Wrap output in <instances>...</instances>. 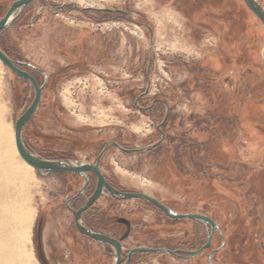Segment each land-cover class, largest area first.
Listing matches in <instances>:
<instances>
[{
	"label": "rangeland",
	"instance_id": "374dc122",
	"mask_svg": "<svg viewBox=\"0 0 264 264\" xmlns=\"http://www.w3.org/2000/svg\"><path fill=\"white\" fill-rule=\"evenodd\" d=\"M13 1L0 0V18ZM140 23L152 32L151 50L150 31ZM0 48L45 71L24 67L42 85L22 129L31 152L94 163L107 142L135 149L160 141L140 152L109 144L102 173L122 191L212 218L221 233L215 264H264V26L243 0H34L0 31ZM33 95L0 62V126L6 159L18 172L14 194L32 215L31 262L110 264L84 249L92 245L74 233L63 206L81 179L31 174L12 153L14 122ZM119 215L134 222L129 245H176L191 228L137 199L108 195L86 218L110 231ZM199 232L202 244L201 222ZM134 264L179 263L155 254Z\"/></svg>",
	"mask_w": 264,
	"mask_h": 264
},
{
	"label": "water",
	"instance_id": "95a60500",
	"mask_svg": "<svg viewBox=\"0 0 264 264\" xmlns=\"http://www.w3.org/2000/svg\"><path fill=\"white\" fill-rule=\"evenodd\" d=\"M33 0H14L10 6L5 11L4 15L0 18V31L10 26L13 21L15 20L18 13ZM246 7L260 20L262 25L264 26V8L256 1V0H243ZM144 27H146L150 31V37H149V47L150 50L152 49V32L149 28V26L145 24H139ZM0 62L7 67L10 71H12L17 76L25 79L33 88L34 95L30 102V104L26 107V109L23 111V113L15 120L14 122V145L15 149L17 151V154L19 157L28 165H30L34 170L35 173L38 176H45L52 173H58V172H75L81 175H84L86 172L90 171L92 172L96 177V187L94 191L86 198L85 203L78 208V210L74 211V225L76 229L82 233L85 234L93 239H95L97 242L101 243L102 245L110 246L113 250V257L115 260L114 264H118L120 261V250L121 246L118 240L113 239L105 234L96 233L91 231L90 229L86 228L82 221H81V212L86 210L91 204L97 200L104 192H107L111 197L119 198V199H132V198H141L149 201L152 205H154L157 209H159L162 213H164L166 216L174 219L178 218H193L196 220H199L202 224L208 225L211 228V232L216 228L218 231L219 228L215 221L208 217L207 215L200 214V213H180L177 211H174L170 207L166 206L165 204L159 202L154 197L150 196L149 194H146L144 192L139 191H122L114 188L111 186L104 178L100 166L99 161L100 158L107 148L109 144L114 145L119 150L123 152H140V151H146L149 149H152L156 147L160 141L151 144L150 146H145L141 148H135V149H126L119 146L116 142L110 141L105 144L103 149L99 152L96 160L94 163L86 162V161H80V160H72V159H44L38 157L36 154L31 152L27 146L25 145L23 138H22V129L23 126L31 119L33 116L40 98H41V91H42V85L39 84V82L33 77L29 72L22 69L20 66H28L37 69L39 72H41L43 75H45V71L42 69L36 68L35 66L24 63V62H17L13 60L9 55H7L1 48H0ZM86 181V178H85ZM127 236V233H125L120 239H123ZM209 240L200 247V249L194 253H197L204 248L208 246ZM134 251H146V252H168L172 253L171 251H168L164 248H147V247H137L128 252L127 257L134 252ZM192 253L191 255H193Z\"/></svg>",
	"mask_w": 264,
	"mask_h": 264
},
{
	"label": "flooded vegetation",
	"instance_id": "af4514ba",
	"mask_svg": "<svg viewBox=\"0 0 264 264\" xmlns=\"http://www.w3.org/2000/svg\"><path fill=\"white\" fill-rule=\"evenodd\" d=\"M28 5H26L25 7H27ZM109 11L118 12L119 10L112 9ZM19 67L26 70L24 68L25 66L19 65ZM149 107H151V105ZM99 166H100V161H99ZM65 172H68L70 174L71 178H73V179H76V178L81 179V183L78 185V187L74 191L68 192L63 199V206H64V208L67 209V211L71 214V217H72V226L74 229V233L77 234L78 236L82 237L83 239L86 240L87 243L92 245V248H89L90 250L87 248H84L86 251L87 250L90 251V256H92V253H94L95 255H97L101 258H103V256L106 255V257L110 258V260H111L110 264H114L115 263V260L113 257L114 250L110 246L105 247L101 243L97 242L95 239H93V238H91L85 234L80 233L74 225V211L78 210V208L85 203L86 198L94 191V189L96 187L95 175L90 171L86 172L84 175H81V174H78L75 172H70V171H65ZM58 173H60V172H58ZM103 176H104V174H103ZM85 178H86V181H85ZM104 178L111 186L118 189L116 186H114L110 182V180L108 178H106L105 176H104ZM118 190H120V189H118ZM102 195L110 196L107 192H104ZM152 197H154V196H152ZM98 199L95 200L91 204V206H89L86 210L81 212V221H82L83 225L86 228L90 229L91 231L96 232V233L105 234V235L119 241L120 246H121V250H120V261L118 264H134L136 257L137 258H144L148 255L150 256V255H155V254H161V255H164L165 257H169L171 260L178 262L179 264H201L202 261L204 262L203 264H215V254L218 251V248H216V246H215L216 234L217 233L221 234L216 228L213 230V232H211L210 226L204 225V228H205L204 241L202 244H199V239H200L199 238L200 237V232H199L200 221L199 220H196L193 218H178V219L170 218V217L166 216L164 213H162L159 209H157L154 205H152L149 201H147L145 199H141V198H132V199H137V200L141 201L142 203H145V204L153 207L154 209L158 210L161 214H163L167 219H170V220L186 219V220H188L191 223V228H190V230H189V228H187L186 231L180 232V236L182 238H183L184 234L188 235V237H187V239L180 240L176 245L150 244L149 242H141L138 244L129 245L128 240L131 238L132 233L134 231V222H133L131 217L124 216V215H119V216L114 217L113 222H111V225L113 226V230H110V231L105 230V229H101L99 227H94L88 223L87 218H86L87 213L96 204ZM112 199L117 200L119 198L112 197ZM155 199H157V198H155ZM187 227H189V226L187 225ZM125 233H127V236L124 237L123 239H120ZM208 240H209V242H208V246L206 248H204L203 250H201L197 253H194V252L198 251L200 249V247L202 245H204ZM48 247H49V245H48ZM137 247L164 248L168 251H171L172 253H168V252H164V251H162V252L134 251L129 255V257H127L128 252L134 248H137ZM36 248H37L39 256L44 257L45 252H44L41 241L37 243ZM50 252H51V249H50ZM54 253H56V252H54ZM192 253H194V254L191 255Z\"/></svg>",
	"mask_w": 264,
	"mask_h": 264
},
{
	"label": "bare ground",
	"instance_id": "6f19581e",
	"mask_svg": "<svg viewBox=\"0 0 264 264\" xmlns=\"http://www.w3.org/2000/svg\"><path fill=\"white\" fill-rule=\"evenodd\" d=\"M6 138V132L0 126V264H33L26 232L32 215L25 205L27 200L22 198L19 201L14 194L18 192L13 185L18 172L11 167V160L6 159ZM12 153H17L13 143ZM23 167L34 173L30 165L23 162ZM24 182V179L19 182L20 190L24 188Z\"/></svg>",
	"mask_w": 264,
	"mask_h": 264
}]
</instances>
